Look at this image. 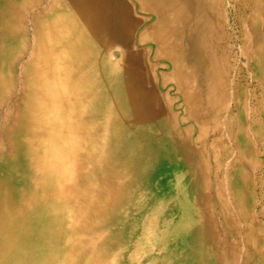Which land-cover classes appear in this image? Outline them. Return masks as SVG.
<instances>
[{
  "label": "bare ground",
  "instance_id": "bare-ground-1",
  "mask_svg": "<svg viewBox=\"0 0 264 264\" xmlns=\"http://www.w3.org/2000/svg\"><path fill=\"white\" fill-rule=\"evenodd\" d=\"M0 264H264V0H0Z\"/></svg>",
  "mask_w": 264,
  "mask_h": 264
},
{
  "label": "rangeland",
  "instance_id": "rangeland-1",
  "mask_svg": "<svg viewBox=\"0 0 264 264\" xmlns=\"http://www.w3.org/2000/svg\"><path fill=\"white\" fill-rule=\"evenodd\" d=\"M177 218H178V216H176L175 219H177ZM101 232H103L106 236H110V237L111 236L114 237L116 235H119V236H116L117 237V239H116V243L117 244L115 246H120V243H122V242H120V223H118V224L116 223V224H114L112 226H108L105 230H103ZM133 244H134V242L133 243H128L129 246H131ZM131 251H132V248L131 249H126L124 251V253H125V255H129V254L132 253Z\"/></svg>",
  "mask_w": 264,
  "mask_h": 264
}]
</instances>
